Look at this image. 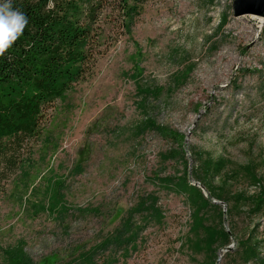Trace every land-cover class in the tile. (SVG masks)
Segmentation results:
<instances>
[{
  "label": "rangeland",
  "instance_id": "obj_1",
  "mask_svg": "<svg viewBox=\"0 0 264 264\" xmlns=\"http://www.w3.org/2000/svg\"><path fill=\"white\" fill-rule=\"evenodd\" d=\"M233 3L144 0L0 182V264H53L127 214L107 264H264V18Z\"/></svg>",
  "mask_w": 264,
  "mask_h": 264
},
{
  "label": "trees",
  "instance_id": "obj_2",
  "mask_svg": "<svg viewBox=\"0 0 264 264\" xmlns=\"http://www.w3.org/2000/svg\"><path fill=\"white\" fill-rule=\"evenodd\" d=\"M143 5L144 0H14L28 23L0 55V182L16 175L42 134L47 111L93 73L111 42L130 33ZM132 218L127 214L107 238L53 264H107V253L133 242Z\"/></svg>",
  "mask_w": 264,
  "mask_h": 264
},
{
  "label": "clouds",
  "instance_id": "obj_3",
  "mask_svg": "<svg viewBox=\"0 0 264 264\" xmlns=\"http://www.w3.org/2000/svg\"><path fill=\"white\" fill-rule=\"evenodd\" d=\"M28 20L14 7V0H0V55L21 37Z\"/></svg>",
  "mask_w": 264,
  "mask_h": 264
},
{
  "label": "water",
  "instance_id": "obj_4",
  "mask_svg": "<svg viewBox=\"0 0 264 264\" xmlns=\"http://www.w3.org/2000/svg\"><path fill=\"white\" fill-rule=\"evenodd\" d=\"M233 14L235 17L253 15L264 18V0H234Z\"/></svg>",
  "mask_w": 264,
  "mask_h": 264
}]
</instances>
